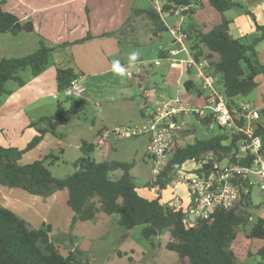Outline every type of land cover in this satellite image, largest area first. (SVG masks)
Here are the masks:
<instances>
[{
	"label": "trees",
	"instance_id": "obj_1",
	"mask_svg": "<svg viewBox=\"0 0 264 264\" xmlns=\"http://www.w3.org/2000/svg\"><path fill=\"white\" fill-rule=\"evenodd\" d=\"M200 0H168L175 7H185ZM210 7L219 13L234 9L245 10L253 17L246 6L234 0H207ZM166 6V9H170ZM195 10L184 12L192 16ZM133 18H144L153 24L155 36L168 29L161 21L159 14L151 7L149 9H132ZM128 19V24L132 22ZM254 19V17H253ZM231 21L223 18L221 23L209 31L198 30L192 24H186V33L191 41V50L195 52L197 62L206 64V74L218 79L228 100V107L236 113L239 103L258 88L257 78L264 79V64L259 61L257 46L264 41V25L256 23L259 36L251 43L244 44L242 39L234 38L230 33ZM126 30L121 32L125 35ZM34 32L33 24L23 23L17 16L6 12L0 2V35L18 36L22 33ZM92 39L91 36L84 42ZM67 45L49 46L41 40L36 52L22 58L5 59L0 56V97L9 96L6 89L10 81L24 87L26 82L21 73L29 69L33 77L40 76L52 63V57L57 49ZM160 59L167 57L166 52H160ZM188 74L192 70L187 71ZM80 74L73 68L58 67L56 82L59 93H65L73 80H79ZM194 87L193 82L184 85L189 92ZM72 101L70 109L58 117L41 118L38 124L46 123V128L32 127L36 135L25 149L5 148L0 145V186L20 189L30 195L47 198L58 192H67V206L73 213L71 226L77 223L95 221L99 216H118V226L123 232L142 227L141 234L147 241H153L163 231L169 230L170 240L166 249L176 253L180 259H187L189 264H238L233 244L242 229L249 240L264 241V218H259L247 231L251 222L250 209H258L252 198V186L247 182L240 184V198L229 210H218L210 219H199L193 226H188L184 212L162 201L161 192L172 187L173 181L182 172L184 165L194 161L193 172L210 171L215 163H229L248 167L253 163V156L242 157L240 145L244 139L242 133L236 130L219 128L214 133H207V138L196 140L193 144L176 146L167 159L160 174L151 182L141 185L131 175L135 164L119 162H97L94 153L97 146L82 142V157L74 163L75 172L64 178H56L51 173L45 161H34L23 164L22 157L40 145L47 134L57 136L59 122L80 112H84L88 101L83 98ZM144 105L140 113L144 115ZM239 125H243L242 120ZM204 128L207 122L198 124ZM189 132V133H193ZM255 136L263 142L264 155V109L260 110V120L257 123ZM47 158L59 160L58 157ZM191 173V172H189ZM155 189V198H148L140 193V189ZM52 227L43 224L35 229L12 210L0 202V264H90V258L84 252L75 249L63 253L60 246L51 240ZM264 261V247L257 252ZM119 256H122L119 254Z\"/></svg>",
	"mask_w": 264,
	"mask_h": 264
},
{
	"label": "rangeland",
	"instance_id": "obj_2",
	"mask_svg": "<svg viewBox=\"0 0 264 264\" xmlns=\"http://www.w3.org/2000/svg\"><path fill=\"white\" fill-rule=\"evenodd\" d=\"M105 1L110 2L112 0ZM120 1L115 6L110 7L108 2V6L106 4L100 6L101 13L105 14V16H111L114 14V10L120 7L125 14H129V18H133L132 8L149 9L152 7L149 0ZM192 6L195 13L197 10L199 12L195 16L194 21L193 19L190 20V23L193 22L192 24L195 26L200 23L207 26L209 30L220 24L223 17L229 20L234 16L245 14V11L241 9L219 13L210 7L207 0H200L198 3L193 2ZM178 21L179 19L172 18L168 20V23L172 26H178ZM188 23L189 19L186 18L185 25H183L185 30V26ZM202 25L196 28L203 30ZM126 28L128 30L125 31V35L119 34L114 41L91 39L85 44L79 43L78 46L74 47L72 52L74 55L69 52V55L62 54L58 57L57 63L66 59L72 62L73 59H76L78 65L88 68L85 78L80 77V85L85 89L84 98L88 101V105L84 112L60 121L57 127V136L47 134L40 145L23 155L21 161L23 164L45 161V166H48L54 177L64 178L72 175L75 172L74 163L82 157L80 148L83 141L93 143L98 132L112 131L115 128L124 126L135 127L142 123L140 109L143 103V95L147 93L145 92L146 89H163L159 92L160 94H168L172 97L178 96L182 102L192 106H205V100L209 97L210 90L203 89V81L197 77V72L192 70L191 74L185 72L181 75L180 70H171L170 65L166 61H162L160 66L155 65L156 61H161L160 52L167 53L169 50L177 49L173 44V38L169 31L155 36L153 24L144 18L132 20ZM258 36L259 34L247 36V38L242 39V42L244 44L251 43ZM259 46L260 44L257 46L259 61L263 64L264 49ZM133 50H139L141 55L135 65L128 68V54ZM88 56L93 61H96V59L103 61V64L98 62L97 66H89ZM183 57V54L179 56V58ZM117 59L127 69V72L133 74V78L129 77L128 74L121 77L113 72L112 62ZM53 66L54 61L46 69L44 75L38 77H33L29 69L22 72L21 77L26 82L24 87H20L12 81L6 84V89L11 92V95L0 97L1 146L25 149L36 134L32 125L38 124L41 118L58 117L70 109L72 101L67 99L68 97L65 93L58 92L56 71ZM190 81L193 82L194 87L189 92H186L184 85ZM216 89L222 90L221 85L218 84ZM9 99H11L10 103L6 104ZM262 99L263 96L260 89L256 88L254 92L243 98L242 101L254 106L258 100L261 102ZM36 126L38 129L47 127L46 123ZM190 128L189 132H194L184 134L183 139L179 143L180 146L193 144L197 139L203 140L207 138L208 131L203 126L190 121ZM147 140L148 138L145 136L119 140L111 138L102 146L109 153V157L103 162L135 163L131 175L136 177L140 186L143 182L149 183L153 180L152 171L155 164L154 161L147 159ZM51 155L58 157L59 160L55 161L47 158ZM195 168V162L189 161L184 165L182 171L183 173H189L193 172ZM253 182L255 185L252 188L251 198L254 205L258 206V209L249 210L252 218L247 231L255 224L257 219L264 218V191L259 187L258 178H253ZM7 189L14 193L28 194L16 188ZM178 191L184 194L185 188L182 187ZM140 193L150 198L157 196L158 191L147 188L141 189ZM63 194L67 193L63 192ZM174 194L173 187L161 192L162 201L170 203L172 206ZM59 200V203L53 206V217L50 216L51 220L55 217L56 226L54 223L55 234L53 239L58 243L59 239H62L65 235H63L64 230H62L64 225L59 226L57 224L60 219H65L64 212L68 208L64 198L59 197ZM114 217L116 216L109 218ZM103 218L107 217L101 215L93 222L77 223L75 226L70 225L67 229L73 235L72 237L75 238L74 241L78 243L75 249L87 254L90 258V264H189L187 259H180L176 253L166 249V244L170 240L169 230L163 231L153 241H147L141 234V226L131 231L123 232L115 221H110L106 230L98 236L96 232L99 229L101 231L102 227L95 226L101 222L104 223L102 221ZM96 222H98L97 225ZM62 223L63 221L60 224ZM78 224L80 232L76 229ZM245 238L244 232L240 229L238 238L233 245L238 264H257L258 260L261 259L257 252L264 247V241L248 239L244 245L243 241ZM68 240L66 245L60 246L65 254L68 251H73L67 249V246H69ZM68 248L74 247L69 246ZM117 251L122 254V257L116 254Z\"/></svg>",
	"mask_w": 264,
	"mask_h": 264
},
{
	"label": "built area",
	"instance_id": "obj_3",
	"mask_svg": "<svg viewBox=\"0 0 264 264\" xmlns=\"http://www.w3.org/2000/svg\"><path fill=\"white\" fill-rule=\"evenodd\" d=\"M152 8L159 14L173 38L176 50H169L167 57L156 61L155 65L160 66L166 61L170 68L181 69L183 75L187 71L197 72V77L203 81V89L210 90L209 97L205 100V106L196 107L184 103L177 97L161 93L154 97L151 103L144 105V115L139 126H124L115 128L112 131L101 132L98 136V145L103 146L111 138L133 139L147 136L149 138L148 156L154 161L155 167L152 174L155 179L167 163V159L176 146L183 139L184 134L191 130L190 121L200 124L207 122L208 133H214L219 128L236 130L245 137L241 142L240 151L242 157L253 156V163L248 167H241L236 164L224 161L215 163L210 171L204 173H183L173 181L172 187L178 189L184 185L187 191V200H175L172 206L180 209L186 216L188 226L199 219H210L218 210L232 209L240 198V184L247 182L254 187L253 178H258L259 187L264 191V155L263 142L260 137L255 136L257 123L260 120V110L252 104L241 101L235 115L228 107V100L223 91L216 89L218 79L207 75L206 64L197 62L191 50V41L183 27V21L192 5L175 7L168 3V0H149ZM170 6V9H166ZM179 19L178 26L168 23L169 19ZM183 58H179L180 55ZM186 70V71H185ZM133 78V74L127 72ZM65 95L71 99H83L85 89L78 80H73L65 91ZM245 120L243 125H239Z\"/></svg>",
	"mask_w": 264,
	"mask_h": 264
},
{
	"label": "crops",
	"instance_id": "obj_4",
	"mask_svg": "<svg viewBox=\"0 0 264 264\" xmlns=\"http://www.w3.org/2000/svg\"><path fill=\"white\" fill-rule=\"evenodd\" d=\"M119 1L120 0H112L110 2L105 0H0V2L3 4L4 11L14 14L23 23H28V22L32 23L34 27V32L29 34L22 33L18 36H13L11 34H1L0 56L5 59L25 57L38 50L41 40L45 41L51 47L67 45L66 47L57 49L54 52L52 57V62L54 61L53 69L56 71L58 67L73 68L76 73L80 74L81 77L85 78L86 74L88 73L87 67L78 65L76 59H73L72 62H69L66 59L63 62L57 63L58 57L61 56L62 54L66 55L69 52L72 55H74L72 53L73 48L78 46V44L80 43L79 41L85 40L89 36L92 37V40L102 39L103 41L106 40L114 41V39H116L118 35L121 34L120 32L124 30L127 31L128 28L126 27L128 25L126 26V24L129 19V14L128 13L125 14V12L120 9V7H117L114 10V14L111 16L108 15L105 16V14L101 13L100 6L104 4L108 6V3L110 7L115 6L118 5L117 2ZM235 2L244 4L248 9V11H250L253 14L254 19L246 12H244L245 14L243 15L234 16L233 18L229 19L231 21V25H230L231 35L234 38L239 39V38H247V36H254L255 34H258L256 31V23L261 26L264 25V0H239ZM198 12L199 10H197V12L191 17L186 16L184 18L183 25H185L186 18L189 19V23L191 19H193L194 21V18ZM192 25L195 26L194 24ZM200 25L202 24L197 23L195 27ZM202 26L204 31H209L207 26L205 25ZM89 41L87 40L81 42L80 44H85V42H89ZM259 44H260L259 47L261 49H264V41ZM88 60L90 62L88 63L89 66H94V65L97 66L98 62L103 64V61L99 59L93 61L89 58V56H88ZM171 70L181 71V69L179 68H171ZM45 72L46 70L41 75H44ZM78 81L81 82L80 78ZM257 82L259 85L258 88L262 93L263 99L261 102L260 100H258L257 104H255L254 107L258 108L259 110H262L264 109L263 77L262 76L258 77ZM162 90L163 89H154V90L146 89L145 92L147 93L143 95L142 102L145 101L146 103L147 102L151 103L155 96L160 95L159 92ZM10 101L11 99L7 100L6 104L10 103ZM100 133L101 132H98L97 137L93 142V144H95L96 146L98 145L97 141ZM148 146H149V138L147 140V147H146L147 159L149 161H152V159L148 156ZM93 156L97 162H103L106 158L109 157V153L107 152L106 148L102 146H97V149ZM141 184L144 185L145 183L143 182ZM182 187L185 188L184 194H181L178 191ZM141 189L144 190V188ZM174 191L175 194L172 203L178 199H182L184 200V202L187 200L186 197L187 191L184 185H180L178 189ZM63 192H58L50 197L43 198L35 195L32 196L28 194L24 195L21 194L20 192L14 193L11 192V190H8L6 187L0 186V202L4 207L12 210L20 217H22L24 220H26L30 224V226L35 229L40 228L43 224L50 225L52 227V232L50 234V237L51 240L54 241L53 239L55 234L54 223L56 226V221H55V217L52 218L51 220L50 216L53 217L52 214L54 213L53 206H55L54 204L59 203L60 201L59 197H62V199L64 198L67 205L68 195L63 194ZM155 197H150V198H155ZM67 209H69V207ZM67 209L64 212L65 219L64 218L60 219V222L57 224L59 226L64 225L62 229L64 230V233L63 231L61 232L65 236L62 238L63 240L59 239L60 240L59 243L56 241H54V243L56 242L58 246L66 245L67 239H69L68 240L69 246L70 247L72 246L74 248H68L69 246H67V249L74 250L76 248L75 246L76 245L78 246V243L74 241L75 238H73L71 232H68L67 230L68 227L71 225V219L73 217V213L71 212L70 209L69 210ZM118 219H119L118 216L114 218L107 217L102 219L104 223L101 222L100 224H98V222H96V225L97 224L98 225L95 227H99V226L102 227L101 231L99 229L96 232L98 236L101 233H103L104 230H106L110 221H115L116 223H118ZM62 221L63 223L60 224ZM79 224L76 227V229L77 231L80 232ZM245 241H248V239L245 238V240L243 241L244 245H245ZM116 254L119 255L121 253L117 251ZM257 264H264V261L260 259L258 260Z\"/></svg>",
	"mask_w": 264,
	"mask_h": 264
},
{
	"label": "clouds",
	"instance_id": "obj_5",
	"mask_svg": "<svg viewBox=\"0 0 264 264\" xmlns=\"http://www.w3.org/2000/svg\"><path fill=\"white\" fill-rule=\"evenodd\" d=\"M140 55L141 54H140L139 50H133L128 54V62H129L128 68H131L135 65V63L139 60ZM112 65H113V72L116 75L123 77V76L128 74L127 69L121 65V63L118 59L114 60L112 62Z\"/></svg>",
	"mask_w": 264,
	"mask_h": 264
}]
</instances>
